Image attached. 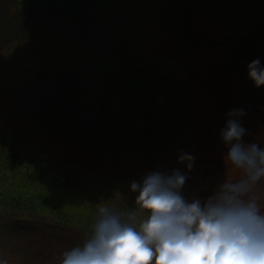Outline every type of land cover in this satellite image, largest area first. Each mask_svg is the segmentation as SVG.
I'll use <instances>...</instances> for the list:
<instances>
[{
  "label": "trees",
  "instance_id": "1",
  "mask_svg": "<svg viewBox=\"0 0 264 264\" xmlns=\"http://www.w3.org/2000/svg\"><path fill=\"white\" fill-rule=\"evenodd\" d=\"M144 1L0 0V58L10 62L16 54H22L23 61H27L32 57L28 54L30 51H26L29 47H37L53 39L54 44L45 50H38L39 54L34 58L42 62L46 60L48 66L55 67L57 61L65 62L75 51L82 50L84 65L95 79L135 103L138 115L146 119V123H152V118L161 121L168 138L174 136L181 145L187 138L185 135L191 131L187 130L184 135L183 125L190 122L194 129V121L199 120L203 129H207L209 124L205 114L196 116L184 103V98L186 100L190 95L186 90L188 85L181 83L180 74L175 75L176 71L180 73L187 61V56L182 58L180 44H184L183 50L186 54L189 52V56L198 54L207 57L203 78H217L216 72L230 70L234 66L233 60L262 33L264 0H254L252 3L251 0H217L223 6L212 9V16H207L206 5L212 1L206 0L201 3L202 13L198 15V22H192L189 13H186V23L180 19L181 14L175 16L176 13L170 9L166 14H158L153 6L154 16L158 18L160 26L174 37L180 26L182 31L176 37L177 42H174L177 45L159 44L149 46L147 51L141 46L144 34L136 36L125 21L119 22L118 17L114 16L121 10V2L126 16L131 15L130 9L135 7L147 14V2L152 0ZM152 2L154 4L155 0ZM91 7L99 8L98 16L90 15ZM109 11L114 12L113 16ZM139 19H132L130 23L134 24V20L139 23ZM99 29H103L105 34H101L98 40L84 39L97 34ZM197 30H200L199 35L195 34ZM25 53L28 55L24 56ZM56 56L59 57L56 62L50 63V57ZM199 80L195 79L198 90H202ZM229 91L226 88L219 97H229L232 101ZM159 100L161 110L154 107ZM29 101L20 97L17 104L26 111V108L29 109L27 105H31ZM180 108H185L184 119L180 118ZM165 118L172 122L165 121ZM13 127L12 123H0V220H6L0 224V264H44L43 255L36 262L29 253L23 252L11 238L13 229L33 231L34 225H45L75 231L87 237L99 207L125 210L134 206L133 193L116 192L112 186H104L110 184L112 179H117L122 169L117 164L101 165L95 158H92V163H86L82 157L55 156L51 153L53 149H49L46 143ZM256 143L264 146V134L259 135ZM221 159L217 172L224 171L225 163ZM175 166L177 164L173 161L171 168ZM212 174L215 173L205 170L198 176L187 178L184 186L199 183L203 178L212 179ZM127 178L140 180L132 174ZM258 185L262 198L264 181ZM210 187L214 191L213 186Z\"/></svg>",
  "mask_w": 264,
  "mask_h": 264
},
{
  "label": "rangeland",
  "instance_id": "2",
  "mask_svg": "<svg viewBox=\"0 0 264 264\" xmlns=\"http://www.w3.org/2000/svg\"><path fill=\"white\" fill-rule=\"evenodd\" d=\"M152 1L147 2L149 4L147 14L135 7L136 9H130L132 14L126 16L123 12V2L120 4L121 10L116 14L109 11L112 16L114 13V16L118 17L119 22L125 21L136 36L144 34L145 38L141 46L145 51L149 46H159V44L177 45L174 42H177L176 37L182 31L180 26L178 34L176 32L174 37L160 26L158 18L154 16V7L157 13L166 14L170 9L176 13L175 16L181 14L180 19L184 23L187 22L184 14L189 13L191 21L198 22L200 19L198 15L202 13L201 3L206 0H155L154 4ZM211 1L212 3L206 4L207 16H212V9L223 6L221 1ZM252 2L254 0H251ZM98 9L91 7L90 15L98 16ZM137 17L140 18L139 23L135 21ZM128 18L130 21L135 19L134 24L130 23ZM101 34H105L103 29H99L92 37L84 39L95 42ZM195 34L199 35L200 30ZM54 41L51 39L37 47L34 45L29 47L26 51H30L28 54L32 57H27V61H23L22 54L20 56L16 54L10 62L0 58V123H12L13 128L26 131L27 136L46 143L49 149L52 148L51 153L55 156L82 157L86 163H92L94 161L92 158H95L101 165L117 164L122 168L117 179L108 180L110 184H104V186H112L111 188L116 189V192L133 193L130 190V183L135 179L127 178L130 174L141 180L145 174L154 170L170 173L174 169H179L185 172L184 164L178 162V157L182 153L190 154L195 158L193 168L187 172V178L198 176L205 170L215 173L211 175L212 179L203 178L199 183L183 186L182 194L186 199L204 200L213 193L210 186L215 189L224 179L235 180L241 177L242 173L223 159L227 148L221 141L219 132L225 123L226 113L231 109L240 108L246 113L241 118L242 126L246 129L244 141L256 143L259 135L264 134V85L254 86L247 72V65L254 59L259 58L264 64V29L247 50L233 60L234 66L228 71L216 72L215 79L202 77L206 69L207 57L198 54L189 56V52L186 54L183 50L184 44H180L182 58L187 56V61L184 62L186 65L180 73L176 71L175 75L180 74L181 83L184 86L188 85L186 90L190 95L186 100L184 98V103L189 105L196 116L201 117L205 114L207 123L211 125L203 129L198 123L199 120L194 121L196 124L194 129V125L190 122L183 125L184 135L187 130L191 131L185 135L187 138L181 145L174 136L168 138L161 121L152 118V123H146V119L138 115L135 103L129 102L116 90L95 79L84 65L82 50L75 51L67 57L70 58L69 60L65 59V62L57 61L56 68L48 66L49 62L46 60L42 62L34 58L39 54L38 50L49 48ZM58 58L50 57L49 61L53 63ZM178 61L181 62L180 59ZM30 71L31 73L28 74ZM196 78L200 79L202 90H198ZM226 88L230 89L229 96L232 101L229 97H219ZM20 97L26 101L30 100L31 105H27L29 109L26 108V111L17 104ZM154 107L161 110L160 100ZM181 108L180 118L184 119L186 107L183 110ZM166 120L172 122L168 118H165ZM40 149L37 151H41ZM221 157L222 162L225 163L224 171L217 172ZM173 161L177 166L171 168ZM258 187L257 184L252 190L255 192L252 195L259 204L264 205V197H260ZM5 222V219L0 220L1 225ZM11 234L13 235L11 238L17 242L23 252L29 253L36 262L43 255L44 264H60L62 253L74 247L72 243L80 244L86 238L76 234L75 231L45 225H34L33 231L13 229Z\"/></svg>",
  "mask_w": 264,
  "mask_h": 264
},
{
  "label": "clouds",
  "instance_id": "3",
  "mask_svg": "<svg viewBox=\"0 0 264 264\" xmlns=\"http://www.w3.org/2000/svg\"><path fill=\"white\" fill-rule=\"evenodd\" d=\"M254 86L264 85L259 58L247 65ZM243 109L226 113L219 136L223 159L239 170L204 200L182 194L195 158L178 157L186 171L154 170L132 181L134 206H101L82 243L62 253L60 264H264V206L251 194L264 181V146L244 141Z\"/></svg>",
  "mask_w": 264,
  "mask_h": 264
}]
</instances>
